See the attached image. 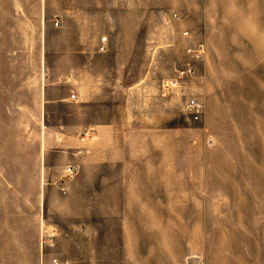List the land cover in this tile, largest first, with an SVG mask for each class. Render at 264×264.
Masks as SVG:
<instances>
[{
	"label": "rangeland",
	"instance_id": "rangeland-1",
	"mask_svg": "<svg viewBox=\"0 0 264 264\" xmlns=\"http://www.w3.org/2000/svg\"><path fill=\"white\" fill-rule=\"evenodd\" d=\"M209 1L204 56L190 58L185 49L166 54L175 66L162 86L191 64L193 72L179 87L163 88L164 113L157 108L154 121L172 135L157 130L151 147L139 148L140 156H151L149 167L140 166L134 179L110 170L100 179L99 167L81 172L69 165L49 179L45 213L62 234L52 228L51 239L44 228L42 245L61 264H122L126 227L120 222L132 212L121 207L132 199L155 208L134 212L139 222L127 226L135 234L133 251L148 253L136 259L140 264H264V0ZM192 98L202 105L199 118L187 106ZM14 133L0 126V219L20 217L11 215L20 195L5 194L6 188L33 192L41 184L15 153ZM131 187L135 194L123 193ZM84 221L91 229L87 242L77 227Z\"/></svg>",
	"mask_w": 264,
	"mask_h": 264
},
{
	"label": "crops",
	"instance_id": "crops-1",
	"mask_svg": "<svg viewBox=\"0 0 264 264\" xmlns=\"http://www.w3.org/2000/svg\"><path fill=\"white\" fill-rule=\"evenodd\" d=\"M210 11L209 0H0V126L15 131V153L41 181L33 192L6 188L20 195L11 210L20 217L0 219V264H51L58 256L42 245L44 228L62 234L45 213L43 194L67 166L99 167L100 179L108 170L134 179L140 166L149 167L151 156L139 148L151 147L157 130L172 135L154 121L164 113V73L175 66L166 54L200 44L206 50ZM130 189L123 193L135 194ZM151 209L134 199L122 204L132 212L120 222L122 264H140L148 254L133 251L127 226L139 222L134 212ZM77 227L87 242L90 226Z\"/></svg>",
	"mask_w": 264,
	"mask_h": 264
},
{
	"label": "built area",
	"instance_id": "built-area-1",
	"mask_svg": "<svg viewBox=\"0 0 264 264\" xmlns=\"http://www.w3.org/2000/svg\"><path fill=\"white\" fill-rule=\"evenodd\" d=\"M59 23V22H57ZM103 41H106L107 40V37L104 36L102 38ZM107 49V46L106 44H102L100 46V50H106ZM194 59H198V58H201V56L204 54V47L202 44L198 45V47H189L188 50H187ZM193 72V65H189L187 69H183V70H179V76L180 77H175V78H169L167 80L164 81L163 83V88L165 91H168V90H173L177 87H179V85L181 84V78L184 77L185 75H189V74H192ZM187 106L188 108H190V110H192L194 113H195V116L197 118H199V114H200V111H201V103L197 101L196 98H192L188 101L187 103ZM69 173L70 174H73L74 173V169L73 167H70L69 169ZM45 234L47 237L49 238H53L54 235L56 234V229H51V230H45ZM43 242L42 243H47V239H42ZM51 264H61V260L54 256L52 258V262Z\"/></svg>",
	"mask_w": 264,
	"mask_h": 264
}]
</instances>
